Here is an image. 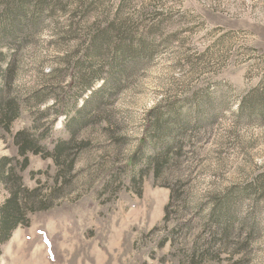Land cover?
Segmentation results:
<instances>
[{
	"label": "rangeland",
	"instance_id": "1",
	"mask_svg": "<svg viewBox=\"0 0 264 264\" xmlns=\"http://www.w3.org/2000/svg\"><path fill=\"white\" fill-rule=\"evenodd\" d=\"M20 1L0 0V99L21 104L0 161L48 199L0 264H184L196 242L217 245L193 264H264V0H25L10 21ZM113 23L145 42L114 69L88 52ZM230 189L249 221L226 247L209 214ZM8 196L0 177V215Z\"/></svg>",
	"mask_w": 264,
	"mask_h": 264
},
{
	"label": "trees",
	"instance_id": "2",
	"mask_svg": "<svg viewBox=\"0 0 264 264\" xmlns=\"http://www.w3.org/2000/svg\"><path fill=\"white\" fill-rule=\"evenodd\" d=\"M28 5L29 4L25 0H21L15 9L12 7L9 11H11V13L13 11L17 13L15 15L14 20L10 19V21L15 22L17 21V19L22 20V18H27L29 16ZM35 7L37 8L38 13L43 12V9H41L38 5H36ZM20 11H22L21 13L24 14L23 16H20ZM33 14L34 15H32V18H34L36 15L34 12ZM14 22L13 24H15ZM130 33L131 31L125 25V23H119L118 25H115L113 23L109 24L108 28H97L96 32L92 35V44L88 48V52H90L91 58L93 60H98L101 56L103 57L104 54L106 56H108L109 54H113L114 57L111 61L113 69L114 64L137 61L138 57L143 56L145 42L140 41L135 44V42L129 37ZM136 45H138L139 47H137ZM92 73L94 72H89L88 75ZM1 97L2 96H0V98ZM4 101L6 100H3L2 105V100L0 99V120L5 123L7 129H10V125L13 119L20 115L21 104L13 100H7V102ZM262 106H264V104H262ZM259 108L260 107H256V110L258 111ZM262 110L264 111L263 107ZM167 114L172 115L173 109L169 108ZM172 117V125L175 127H179L181 125V122L178 121L179 119L177 118V116L173 114ZM160 122L161 119H159V122L157 123ZM75 133L73 132L72 139L76 135ZM25 137L26 136H24L23 132L17 135L18 139H23L22 144L20 142V152L22 154H26L28 150H32L35 153L39 152L40 146L37 144V141L33 138L29 139ZM71 140H69L67 143L69 144ZM145 140V136L141 138L140 146ZM64 145L65 143L56 144L55 152L58 156H61L63 154ZM140 146L138 148H140ZM169 148L170 146H168L167 144L166 149ZM8 161H11V158H3L0 161V177L1 180L6 183V186L9 190V196L1 210L0 215V244L9 240L15 228L28 220L26 216V210L29 203L34 204L36 203V201H38L41 202L43 206H46L45 203L48 199L46 198L47 195H37V190L28 191L27 189H25L22 183H19L21 181V177H19L20 179L18 178V181L17 179L14 180L12 176L15 173L14 171L16 170V167H7ZM69 164L70 167L74 165V160H71ZM160 167L161 166L159 165L157 166L158 169ZM156 171L158 170H155V172ZM246 192L247 190L239 191L235 189H230L223 196L219 197L218 199H215L212 202L211 212L209 214V221H212L211 225L213 229H215L213 237H218L217 235L219 234L221 236L223 246L229 247V243L234 240L233 238L235 236H241L243 234L242 230L244 229L245 224H247L249 221L248 218H241L239 216L240 199L244 197ZM51 195L52 194L49 193V197H51ZM170 204L171 203H168L165 207V209L167 210V214ZM50 205L51 204H49V207ZM168 215H165V221L168 220ZM216 245V242H210L207 245L199 244L198 242H196L191 248L186 250L187 253L182 256L181 261L184 264H193L198 259L212 255L211 253H213L214 249L216 248Z\"/></svg>",
	"mask_w": 264,
	"mask_h": 264
}]
</instances>
